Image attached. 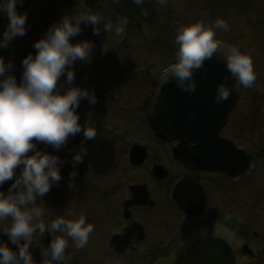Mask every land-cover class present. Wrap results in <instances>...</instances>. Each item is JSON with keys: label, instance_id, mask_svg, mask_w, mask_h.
I'll return each instance as SVG.
<instances>
[{"label": "flooded vegetation", "instance_id": "flooded-vegetation-1", "mask_svg": "<svg viewBox=\"0 0 264 264\" xmlns=\"http://www.w3.org/2000/svg\"><path fill=\"white\" fill-rule=\"evenodd\" d=\"M175 1L167 0L166 4L160 5L161 19L155 25L161 24L168 14L170 22H173L169 27L176 29L181 25L178 21L185 18L178 13ZM185 1L186 8L197 15L211 12L216 18L225 19L240 16L243 18V28L238 33L246 31L250 35L257 34V31L252 30V21L248 17L236 14L239 6L251 8L256 0ZM260 15L263 30L261 37L264 39V12ZM105 17L116 21L121 19L110 14V11ZM186 23L187 21L182 22ZM257 24L255 21L254 26ZM128 26L135 28L129 23ZM169 27L166 33L170 32L172 37ZM137 28L139 29L135 31L127 29L121 35L110 33L116 36L111 47L112 58H118L116 61H120L123 56L129 57L132 52H126L127 50L138 49L139 53L147 54L144 62L138 59V64L130 69L126 68L124 62L117 63V74L111 81V85L114 84L117 89L130 72L131 75L143 72L149 88L137 92L138 103L135 105L121 107L125 98L117 95V92H112L110 96L107 92L109 97L106 99L99 96L100 91L93 84L99 82L97 69L100 60L94 52L91 54L92 66L86 60H77L73 65L76 73L74 81L89 80L97 95L95 104L82 98L77 108L81 124L88 122L96 128L97 142L89 146L84 162L75 166L77 175L74 187H69V174L73 171L71 158L84 139L83 133L70 135L67 143L60 149L43 143L37 145L41 149L58 153L66 161L61 165L62 179L50 190L68 199H64L65 202L62 203L54 201L49 205L45 219L50 221L58 215L71 218L83 212L87 221L95 225L85 247L75 249L69 238L66 254H70L71 259L65 264H157L168 258L202 227H211L213 221L222 220L229 214L230 226L244 241L243 246L250 245L252 248L247 264H264V230L261 231L257 225H250L244 214L252 205V208H264L262 75L259 78L256 76L252 87L241 89L228 122L220 133L231 141L233 152L230 153V173L205 172L186 159L183 154L186 149L178 139L158 138L147 126V115L152 107L156 88L161 82V71L175 58L163 60V54L155 46L161 37L152 36L145 29ZM238 38L234 34L230 41L222 40L239 45L253 57L251 47ZM132 44H136V47L133 48ZM260 49L264 52V47ZM164 61L166 64L161 63L160 66L159 63ZM65 77L66 73L60 78L61 84H64ZM233 93L236 97L237 90ZM125 102L132 104L129 100ZM253 132L254 137L258 135L260 141L253 139ZM11 182L4 183L2 187L5 191ZM83 199L88 200L89 205ZM37 202L39 203L38 200ZM51 239V232L46 231L42 236L38 231L34 233V241L30 246L34 260L40 262L43 259L42 253ZM0 240L18 249V245L13 244L6 233L0 232ZM52 264L56 262L53 261Z\"/></svg>", "mask_w": 264, "mask_h": 264}, {"label": "clouds", "instance_id": "clouds-1", "mask_svg": "<svg viewBox=\"0 0 264 264\" xmlns=\"http://www.w3.org/2000/svg\"><path fill=\"white\" fill-rule=\"evenodd\" d=\"M22 2L0 0V13L9 18L0 35V48L7 47L17 35L26 33L27 12H20L16 7ZM113 2L119 3V0ZM133 2L140 6L137 14H148L145 0ZM156 2L161 5L167 0ZM78 3V9L70 14L64 13L34 42L36 51L23 57L19 81L12 71V60L6 62L0 55V232L6 233L9 240L18 245V249H14L8 242L0 240V264H52L53 261L65 264L71 259V255L66 254L69 238L75 249L83 248L95 229L83 212L71 218L58 215L47 221L46 202L43 199L37 202L60 182L61 165L66 163L58 153L43 150L38 143L60 149L70 135L83 133L84 139L71 158L73 171L69 174V187H74L75 166L84 162L89 151L86 141L97 134L96 128L88 122L81 124L77 111L82 98L95 104L96 92L74 84L76 73L73 67L77 60L91 62L94 41L82 39L74 42L72 38L83 31L82 24L91 25L95 35H100L102 30L121 35L129 23L127 17L115 22L106 18L102 11L90 7L87 0H78ZM217 29L227 31V20L215 18L211 23L195 21L178 25L175 29V44L178 46L175 59L162 69L161 83L175 79L183 89L194 91L195 71L216 55L225 62L228 74L233 78L231 84L227 83L228 76L219 82L214 94L216 102L227 100L233 89L239 91L252 87L257 74L251 55L239 45L218 38ZM65 73L61 85L59 81ZM6 181L12 182L5 191L2 186ZM230 220L229 214L222 220L213 221L212 234L229 243L235 264H247L249 256L239 251L244 241L230 226ZM37 231L40 236L46 231L52 233L40 262L33 259L30 251ZM200 232L206 234L207 226Z\"/></svg>", "mask_w": 264, "mask_h": 264}, {"label": "water", "instance_id": "water-1", "mask_svg": "<svg viewBox=\"0 0 264 264\" xmlns=\"http://www.w3.org/2000/svg\"><path fill=\"white\" fill-rule=\"evenodd\" d=\"M106 2L118 16L127 17L130 22L152 24L159 15L156 0H145L149 9L147 15L137 14L140 6L135 5L133 0ZM194 75L196 88L192 92L180 87L175 79L157 87L148 115V125L158 137L180 139L183 148L190 143H200L194 147L195 158L192 160L200 169L229 170L230 166L224 168L229 164V157L221 158L218 154L224 151L230 154L232 149L230 145V150L225 148L229 141L220 137L219 133L227 122L235 98L230 95L227 100L218 103L214 94L220 81L228 76L227 83L231 84L233 78L228 74L225 62L216 55L207 59L204 67L197 69ZM95 142L96 139L92 138L87 144L92 146ZM239 251L246 255L252 254L249 245L242 246ZM157 264H235V260L229 243L214 236L212 227H207L206 234H194L168 258Z\"/></svg>", "mask_w": 264, "mask_h": 264}, {"label": "rangeland", "instance_id": "rangeland-1", "mask_svg": "<svg viewBox=\"0 0 264 264\" xmlns=\"http://www.w3.org/2000/svg\"><path fill=\"white\" fill-rule=\"evenodd\" d=\"M87 2L88 5L92 7L94 10L102 11L105 16L108 14L109 8L105 6L102 0H87ZM175 4L178 13H180L185 18L184 20L178 21L179 24H182L183 21H187V23H191L195 21H203L205 23H211L216 18V16L211 12L206 13L205 15L195 14L194 11L190 10L189 8H186L187 1L185 0H176ZM16 7L17 10L20 12H27V20H26L27 30L24 35H17L12 41L9 42L7 47L0 48V55L4 56L6 62L8 60H12L13 62L12 71L15 72V74L17 75V79L19 81V78L23 71V65H22L23 57L27 55L29 52L35 53L36 51V49L34 48V42L37 39H39L42 35H44L47 28L52 23L58 22L64 13L70 14L76 9H78L80 5L78 3V0H23V2L18 3ZM263 10H264L263 0H256L251 8L242 5L239 6V9L236 12V14L244 15L245 17H248L250 21H252V26H251L252 30L257 31V34L251 33L250 35V32L248 33L246 31H243L241 33L243 35L241 36V34L238 33L240 31V28H243L241 25L243 23V21H241L243 18L240 16H237L234 19L226 18L229 24V29L227 31H225L224 29H217L216 31L218 37H221L223 40H229V41L230 38H232V35L236 34V36L239 37L238 39L240 42H245L247 43L248 46L251 47L250 51H252V55H253L252 58L254 59L253 64H254L255 72L257 74L256 76L259 78L262 75V80H263L262 82L264 84V52H262V50L260 49L264 47V39L261 37L262 36L261 31L263 32L262 23H261L262 16L260 15L264 12ZM169 19H171V17H169L168 14L164 16L163 22L159 25H154V26L149 24L135 25L136 27L145 29L152 36L156 35L158 37H161L160 38L161 40L155 46L159 47V53L163 54L162 56L163 60L165 59L169 60L170 57L175 58V51L178 47L175 44V35H176L175 28L169 27L171 24H173V22L172 21L170 22ZM255 21L258 22L259 24V25L257 24L258 26L257 25L254 26ZM8 23H9L8 16L5 13H0V35H2L3 31L6 29ZM168 27L172 30L171 31L173 33L172 37H170L169 35L170 32L166 33ZM82 28L83 31L77 36L73 37L72 39L74 42L82 39H89L94 41V48L92 49V52H94V55L100 61L98 63L99 68L97 69L99 82L96 81V84L93 85H95L97 87V90L100 91L99 96H101L102 99H106V97H109L112 94V92L113 93L117 92V95L123 96L125 98L124 102L120 104L121 107L127 105L131 107L135 105V103H138L136 99L137 92L149 88L148 83L144 80L143 72H139L138 74L134 73V75H131L130 71H126V73L128 72L130 73L123 80L120 87L117 86V89L114 86V84L111 85V81L114 80L115 78L114 76L117 74L115 68L117 63L124 62L126 68L130 69L131 67H134L138 64L139 62L138 59L144 62V60H146L147 54L139 53L138 49L127 50L126 52H132L131 54H129V57L127 56L126 58V56H123L120 59V61H116L118 58H112V53H111L113 40L116 36L110 35V33H107L104 30L101 31L100 35H95L93 33L92 26L87 24H82ZM127 28L131 31H135L139 29V28H131L130 26H127ZM257 36H259L262 39L258 38ZM165 39L166 41H164ZM261 40L263 42H261ZM132 47L135 48L136 44H132ZM82 63L84 64V62ZM88 63L92 66V64L89 61ZM161 63L165 65L166 61L160 62L159 63L160 66ZM103 69H105L104 72ZM111 69L112 72L110 73ZM149 76L151 77V75ZM74 84L81 87H87L88 89L91 90L93 89L91 86L92 84L89 80L81 81V82L79 80H76L74 81ZM107 92H109L108 93L109 96H107ZM127 100L132 101V104H127V102H125ZM262 133L263 132H261V134ZM253 139L255 141L256 140L260 141L258 135L254 137V132H253ZM66 198L67 197L58 196L53 191L50 190L47 194H45L44 197L38 198V201H40V199H43L46 202V206H47L46 209L48 210V206L51 205L54 201L56 202L60 201L62 203L65 202L64 199ZM83 201L86 205H89L88 200L83 199ZM251 208L244 212L247 222L252 226L257 225L256 227H258L261 231H263L264 208L263 207H253L252 209ZM107 264H117V263L109 262ZM124 264H127V262H125Z\"/></svg>", "mask_w": 264, "mask_h": 264}]
</instances>
